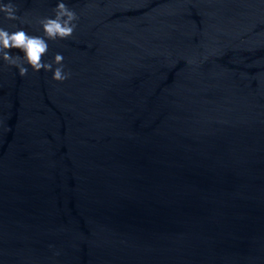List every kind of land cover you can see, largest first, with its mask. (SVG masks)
Listing matches in <instances>:
<instances>
[{"label":"water","instance_id":"obj_1","mask_svg":"<svg viewBox=\"0 0 264 264\" xmlns=\"http://www.w3.org/2000/svg\"><path fill=\"white\" fill-rule=\"evenodd\" d=\"M63 2L67 79L0 56V264H264V0Z\"/></svg>","mask_w":264,"mask_h":264},{"label":"clouds","instance_id":"obj_2","mask_svg":"<svg viewBox=\"0 0 264 264\" xmlns=\"http://www.w3.org/2000/svg\"><path fill=\"white\" fill-rule=\"evenodd\" d=\"M0 12L5 13L7 19H18L15 6L12 3L0 4ZM54 12V17H45L40 20L44 36L30 35L23 29L9 32L0 27V56L3 60L17 66L21 76L27 73V68L21 61L26 62L35 71L52 70V79L56 81H63L70 75L63 70L64 58L62 54H55L52 62H44L42 59L48 52V40L67 38L73 34L76 28V24L73 22L78 19L77 13L68 8L63 0H60ZM13 48L19 49L23 55L10 54L8 50ZM53 63L58 65L54 70Z\"/></svg>","mask_w":264,"mask_h":264}]
</instances>
